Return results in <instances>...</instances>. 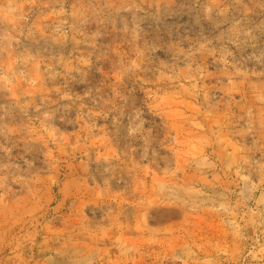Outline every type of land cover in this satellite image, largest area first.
I'll return each instance as SVG.
<instances>
[{
    "label": "rangeland",
    "instance_id": "1",
    "mask_svg": "<svg viewBox=\"0 0 264 264\" xmlns=\"http://www.w3.org/2000/svg\"><path fill=\"white\" fill-rule=\"evenodd\" d=\"M0 264H264V0H0Z\"/></svg>",
    "mask_w": 264,
    "mask_h": 264
}]
</instances>
